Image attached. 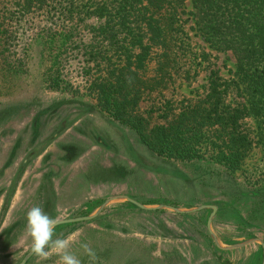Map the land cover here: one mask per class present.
<instances>
[{
    "label": "rangeland",
    "instance_id": "374dc122",
    "mask_svg": "<svg viewBox=\"0 0 264 264\" xmlns=\"http://www.w3.org/2000/svg\"><path fill=\"white\" fill-rule=\"evenodd\" d=\"M93 1V13L68 17L65 2L22 12L18 0H0V264H21L31 251L33 206L55 221L104 206L92 219L54 227L53 239L68 238L80 264H263L264 119L241 121L251 143L236 171L216 161L205 137L203 157L189 160L159 154L142 135L151 139L189 117L214 70L231 83L226 102L245 101L234 85L237 44L217 24L242 34L237 13L249 21L245 14L263 12L264 0H127L138 17L123 26L116 23L122 0ZM152 12L168 28L167 47L141 50L129 30L123 42L125 29L141 32ZM110 19L113 31L102 32ZM129 43L148 60L140 75L152 87L118 119L93 84L101 59L124 63ZM126 197L184 212L142 209ZM202 205L217 206L212 230L220 246L207 225L212 209ZM25 264L61 261L49 249L46 259L34 253Z\"/></svg>",
    "mask_w": 264,
    "mask_h": 264
},
{
    "label": "trees",
    "instance_id": "16d2710c",
    "mask_svg": "<svg viewBox=\"0 0 264 264\" xmlns=\"http://www.w3.org/2000/svg\"><path fill=\"white\" fill-rule=\"evenodd\" d=\"M87 1H91V3H82L79 0H18L15 5L22 12H29L44 8L48 3L52 4V7L55 5L57 8L56 5H63L65 2L68 4L66 15L69 17L74 14L87 15L93 13L98 5L93 0ZM148 1L150 5L155 6L157 0ZM160 1L165 2L167 0ZM119 4L116 23L123 26L135 21L138 15L130 10V8H133V4L128 3L127 0H122ZM89 8L91 10H86ZM263 12H259L258 14L244 13L246 16H249V21H247L248 18H245L244 15H242L241 19L240 12L237 13L238 19L241 20L238 22L240 26L243 25L242 34L234 31L232 28L229 29V26H227V31L222 22H218L217 24L218 28L223 26L220 29V33L223 36L227 35L225 39L231 37L233 44H237L234 49L238 51V71H236V82L234 85L243 94L245 101L237 103L236 106L227 103L226 98L231 88V83L226 80L223 81L222 77L214 70L210 78L209 92L204 99L199 100L194 105L191 110L192 114L189 117L182 119L177 126L168 125L159 127L156 130L155 137L148 138L149 140L146 139L145 135H142V139L146 140L150 147L162 155L167 154V156L182 159H185L187 156L189 160H192L194 157H203L199 155L198 152L200 150L198 147L203 142H200L201 137H205L216 161L224 163L233 171H236L240 167L251 143L248 134L241 129V121L246 116H254L260 121L264 119V112L262 113L264 111ZM246 22L248 25L244 26ZM141 23L144 25V30H141L139 33L132 31L131 25L125 29L123 42L129 40L127 33L129 30L132 35L131 44L141 43V47H144L140 48L141 50L145 51L147 48H152V44L160 46V49L167 47L168 28L162 22V17H157L152 12L149 15L145 14ZM218 28H212L214 29L212 31ZM112 29V19H110L107 26L102 29V32L107 30V33L109 31L111 33ZM222 29L226 31L224 32ZM117 30L118 32H122L119 29ZM240 40H243V42ZM131 44L129 43L127 44L129 46H125V52L128 51L131 54L126 57L124 63L118 60L114 62L111 56L101 59V61L107 62L106 64L104 62L105 65L100 67V74L95 78L93 84L97 90L99 100L103 104L104 109H106L105 111L110 109L108 111L111 115L118 119L122 118L128 106L136 104L145 88L152 87L142 80L140 75L141 70L145 72L148 60L145 61L144 56V59H141L142 56L139 57V54L131 51ZM95 53L100 54V52ZM143 54L144 52L141 53V55ZM98 65L101 66V63ZM200 117L201 121L199 120ZM191 120L194 123L191 124ZM203 120L206 121L203 122ZM206 124L209 125L206 126L207 128L204 127ZM192 150L196 152V155L190 154Z\"/></svg>",
    "mask_w": 264,
    "mask_h": 264
},
{
    "label": "clouds",
    "instance_id": "9594fccd",
    "mask_svg": "<svg viewBox=\"0 0 264 264\" xmlns=\"http://www.w3.org/2000/svg\"><path fill=\"white\" fill-rule=\"evenodd\" d=\"M56 221L49 216L40 206H33L26 213V230L31 238L30 250L41 258L49 256V249L55 251L61 264H80V260L67 251L68 238L54 237V225ZM85 250H90L85 245Z\"/></svg>",
    "mask_w": 264,
    "mask_h": 264
},
{
    "label": "water",
    "instance_id": "95a60500",
    "mask_svg": "<svg viewBox=\"0 0 264 264\" xmlns=\"http://www.w3.org/2000/svg\"><path fill=\"white\" fill-rule=\"evenodd\" d=\"M130 202H132L133 204H135L136 206L142 208V209H156V208H162V207H167V208H171L175 211H178V212H184L182 210H180L179 208H176V207H173V206H168V205H160V206H157V207H148L147 205L133 199V198H130V197H126ZM104 206L101 207V209H99L95 214H92V215H88V216H83V217H77V218H68V219H63V220H59V221H56L55 226L57 225H60V224H64V223H70V222H76V221H81V220H89V219H92L94 218L102 209H103ZM203 208H211L212 209V212L210 214V217L208 219V229H209V232L210 234L214 237L216 243L220 246V241L218 239V237L216 236V234L214 233V231L212 230V221H213V218L216 214V211H217V206L215 205H202L200 206L199 208L197 209H203ZM197 209H193V210H187L188 211H195ZM254 241V240H252ZM262 245H263V248H264V242H262ZM34 253H32L31 251L24 257V259L22 260L21 264H25L28 259L30 258L31 255H33ZM264 264V262H263Z\"/></svg>",
    "mask_w": 264,
    "mask_h": 264
}]
</instances>
